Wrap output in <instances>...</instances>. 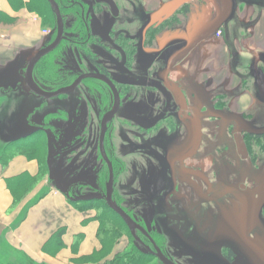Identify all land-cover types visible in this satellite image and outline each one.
I'll return each instance as SVG.
<instances>
[{
	"label": "rangeland",
	"instance_id": "374dc122",
	"mask_svg": "<svg viewBox=\"0 0 264 264\" xmlns=\"http://www.w3.org/2000/svg\"><path fill=\"white\" fill-rule=\"evenodd\" d=\"M25 1L43 42L30 53H21L9 74H0V84L9 83L2 85L6 91L0 90L7 95H0V158L24 154L39 164L38 176L18 197L31 185L42 183L37 193L54 191L61 198L66 184L77 178L92 182L93 186H71L66 191L68 198L100 194L105 189L107 170L98 153L99 121L105 111L114 107V101L106 87L90 80L72 93L53 99L29 94L24 82L25 68L33 55L54 39L56 23L46 0H39L37 7ZM113 1L116 11L100 0L89 1L91 41L83 49L63 43L48 55L62 71L66 64H74L65 70V75L73 78L81 72L95 71L86 59V51L117 87L121 104L105 136L106 153L115 174L116 202L137 223L152 228L157 244L175 264H205L196 254L217 231L214 216L208 224L203 222L209 212L215 213L214 205L209 204L208 210V206L200 205L205 200H200L198 192L196 197L192 195L195 206L191 208L180 195L169 200L170 206L163 202L164 195L171 190L168 168L164 165L166 158L176 162L181 193H185L187 185L184 170L192 163L206 172L212 184L222 180L220 206L224 215L237 214L243 221L247 205H255L257 211V218L251 223L249 250L241 247L235 231L230 235L231 242L216 245L217 255L211 263L250 264L254 245L256 254L263 256L252 264H264V55L257 67L247 56L238 59L241 85L258 98L254 112L242 118L228 112L222 85L211 93L208 83L196 85L192 76L181 77L182 63L189 62V53L197 42L208 33L215 36V32H222L218 19H226L236 8L250 7L256 15L264 9V0H220L213 10V19H217L209 24L204 6L215 0H152V5L147 4L151 0ZM169 1L171 7H167ZM67 6L63 18L68 30L78 34V18L71 4ZM158 6L160 14L152 15L149 10ZM183 46H187L185 51L172 62L168 75L171 89L167 90L162 83L166 60ZM191 66L194 67V60ZM192 73L189 70V75ZM246 132L262 137H246ZM239 185L244 186V191ZM89 203L92 209L84 211L90 215L97 214L94 208L103 212L108 209L103 201ZM118 219L122 229L120 249L124 246L119 254L128 249L136 255L143 254L145 264H160L144 252ZM225 245L233 253V262L220 258L219 248ZM0 263L15 261L0 250Z\"/></svg>",
	"mask_w": 264,
	"mask_h": 264
},
{
	"label": "crops",
	"instance_id": "0c3cea01",
	"mask_svg": "<svg viewBox=\"0 0 264 264\" xmlns=\"http://www.w3.org/2000/svg\"><path fill=\"white\" fill-rule=\"evenodd\" d=\"M219 2L215 0L205 4L207 24L217 19L216 16L213 19V10ZM32 18L25 0H0V74H9L21 53L28 54L42 44L43 39L39 37ZM222 18L217 20L222 30L221 37L217 39L214 33H208L198 41L189 53V62L182 63L184 75L181 77L192 76L196 85L208 83L211 93L217 92L222 85L228 100V112L242 118L254 112L258 98L248 87L241 85L237 63L241 56L250 58L255 67L262 63L264 9L255 15V10L250 7L236 8L226 19ZM193 60L194 67L191 66ZM189 70H193L192 75H189ZM257 81L260 84L258 78ZM1 83L0 90L2 85H9ZM3 90L6 91L5 88ZM0 95L6 94L0 92ZM38 173L37 161L24 154H17L5 165H0V250L21 264H107L114 255L123 251L120 241L111 253L104 255L100 251L99 223L95 213L90 215L71 206L64 195L60 198L54 191L37 193L42 183L29 185L27 192L15 202L6 185L7 179L24 174L29 179L22 186L24 189ZM59 231L62 246L45 251L44 246L51 243V238Z\"/></svg>",
	"mask_w": 264,
	"mask_h": 264
},
{
	"label": "flooded vegetation",
	"instance_id": "af4514ba",
	"mask_svg": "<svg viewBox=\"0 0 264 264\" xmlns=\"http://www.w3.org/2000/svg\"><path fill=\"white\" fill-rule=\"evenodd\" d=\"M89 1L90 0H73L72 4H71V8L74 9V14L78 18L77 20L79 22L81 21V23L83 24V29H84V31L86 33L85 39L82 40L80 38L79 33L75 34V33H72V32H70L68 30L70 28H69L68 23H66V20L63 18L65 15H63V17L61 16L62 17V21H63V35L65 36L66 39L63 40L60 44L68 43V44L75 45V46L80 48L81 46H83V45L85 46V44H87V43H89L91 41V31H90V27H89V24H88L89 18H87V13L92 11V7H90ZM111 1L113 2L115 8H113L106 0H100V2L109 5L112 9H114V11H116V4L114 3L113 0H111ZM169 2L170 3H169V5H167V7H171V1H169ZM147 4L148 5L149 4L152 5L153 4L152 0H151V2L150 1L147 2ZM158 5H159V3H158ZM149 11L153 12L152 15L153 14H160V6H158L156 8H153V9H151ZM76 30H74V31L76 32ZM55 37H56V34H55ZM55 37H54V39H55ZM78 38H80V39H78ZM54 39H52V41L49 44H51L54 41ZM86 59L91 64V66H93V68H95V71H93V72L92 71L91 72H81V73L75 74V76L71 79L69 85H71L82 74L94 73V74H101V75L105 76L109 81H111V83L115 86V88L117 90L116 85L112 82V80L106 74L104 69H102L101 67L97 66L95 61H91L87 56H86ZM96 66L99 67V68H97ZM72 67H74V64L72 65V63L71 64L68 63V64H66L64 71L67 68H72ZM165 67H166V65H165ZM89 80L90 81H94V82H99L98 84H102L104 87H106L108 89L109 93H110V96L112 97V99H113V101L115 103V99H114V96H113L110 88L103 81H100V80H97V79H87V80H84L83 82H81V84H83V83H85V82H87ZM162 83H163V78H162ZM167 83H168V80H167ZM163 86L167 90L171 89V86L169 85V83H168V86H169L168 88L164 85V83H163ZM117 93L119 95V102H120L119 105H120L121 104V97H120V94H119L118 90H117ZM166 100H167V102L169 100V97H168L167 93H166ZM113 108L114 107L110 108V110H107V111H105L102 114V116L100 118V121H99V135H100V124H101V121H102L103 117L108 112L112 111ZM119 108H120V106H119ZM117 112H116V114H117ZM116 114L107 123V130H108L109 123L114 119ZM248 128L246 127L247 130H248ZM107 130H106V133H107ZM106 133H105V136H106ZM250 136H253L252 133L246 132V137H250ZM253 137H255V136H253ZM243 140H245V139H243ZM239 145H240V143H239ZM104 150H105V154H106L108 160L110 161L112 169H113L112 161L110 160L109 156L106 153L105 138H104ZM170 151L172 152V150H170ZM98 153L100 155V151H99V137H98ZM100 158H101L102 162L104 163V165L106 167V170H107V177L105 179L106 180L105 185H106V183L108 181V177H109V172H108L107 165L104 162V160L102 159L101 155H100ZM164 165H166V167L168 168V179H169V181L171 183V190L169 192H167L164 195V197H163V202H164V204L166 206H170V203H169L170 199L172 201V199L176 195H180V198L182 200L186 201V203L189 204V208H191L192 206H195L194 197H196L197 192H198L200 194V196H202L200 198V200H205V203L204 202L203 203H199L200 205L208 206L207 207V210H208L209 208H211V206L209 205V204H211V205H214L213 208L216 209L214 211L215 212L214 214L212 213L213 211L209 212L210 213L209 216L206 217L207 221H203V222L205 223V225H206V223L208 224L209 221H210V218L214 216L213 220H215V223L217 225V227H216L217 231H215L216 232L215 235L212 238H210L207 241V243H205L204 245H202L201 247L198 248L200 250V253L198 255L196 254L197 259L201 260L205 264H213V263H211L213 261L212 259L214 258L213 256L217 255V252H215L216 245L218 243L231 242L230 241L231 240V236L230 235L233 232H235V231L238 233L237 239L242 242L241 247L242 248H246L247 250H249V247H247V245L248 244L250 245V241H249L250 235H249V233L251 232V228H252L251 223L253 224V219L257 218L256 217L257 211L255 209V205H254L253 208H252L251 204H250V206L247 205L245 207L244 212L245 211L246 212L244 214V217H243L244 220L243 221H241L240 217L238 219L237 214L236 215L235 214H231V215H229L230 217L228 215H224V213L222 212V208L220 206L221 200H222L220 198H222V196H223L222 195V191H223L222 187L223 186L221 185V181L222 180L220 178L216 182L217 184L214 185L207 179V177L205 175V173H206L205 171H203L201 168L196 167L194 164L189 163V166L184 170L185 171L184 172L185 184H187V185H185L186 190H185V193H181V192H179V190H180V186H179L180 182L177 179L178 178V172H177V169H176V162H174L172 159H171V161H169V159L166 158V162H165ZM165 175H167V172L165 173ZM113 178H114V183H115L114 169H113ZM83 180L85 181V183H81V184L89 185L88 183H90L91 185H89V187L93 186L92 182H89V181H87L85 179H83ZM77 184H80V183H77ZM77 184H74V185H77ZM74 185H72V186H74ZM239 189L244 191V186L243 185H239ZM104 193H105V189H104V192L100 191V194H98V195H104ZM194 194H195V196L193 197L192 195H194ZM113 200L116 202V198L114 196V192H113ZM247 201L249 203H251L250 197L247 198ZM116 203L121 208L120 204L118 202H116ZM171 204H172V202H171ZM217 205L219 206L218 208H217ZM121 209H123V208H121ZM171 210H172V208H171ZM123 211H125V210H123ZM125 213H127V212L125 211ZM129 217L136 224H138L142 228L141 231H139V230L135 231V236L138 239V241H136V242L138 243L139 246L142 247V249H144V252L148 256H150L148 254L149 253L148 249H150L151 251H154V248L157 247L167 258H169L164 253V249H162V246L157 244L156 233L152 231V228L147 227L145 225H140L130 215H129ZM147 228H149V231H147ZM224 239H226V240L224 241ZM219 249H220V254L219 255H220L221 259H225V260L227 259V260H229L231 262L234 261V257L231 256V255H233V253H231L232 251H231V249L228 246L225 245V248L224 247H220ZM251 249L253 250V252L251 253V258H250L251 262H250V264L254 263V261H256V260H257V262L259 260H262V256L263 255H259V254L257 255L256 254V250L255 249H257V246L255 247L253 245L251 247ZM224 250H225V252H223ZM260 250H261V248H260ZM248 256H249V254H248ZM171 261L173 262V260H171Z\"/></svg>",
	"mask_w": 264,
	"mask_h": 264
},
{
	"label": "water",
	"instance_id": "95a60500",
	"mask_svg": "<svg viewBox=\"0 0 264 264\" xmlns=\"http://www.w3.org/2000/svg\"><path fill=\"white\" fill-rule=\"evenodd\" d=\"M48 5L51 7L54 18H55V23H56V37L54 41L49 44L46 47L41 48L38 50L33 57L29 60L25 72H24V82L29 90V94H32L36 96L37 98H42V99H53L57 98L63 95H68L72 93L84 80L87 79H97L100 81H103L111 90L115 103H114V108L112 111L108 112L102 119L101 124H100V135H99V151L102 159L107 165L108 172H109V177L108 181L105 185V193L104 195H91V196H85V197H78V198H68L66 195V191L69 187H71L74 184L77 183H85V181L82 178H77L69 183L66 184L65 189L62 194L65 195V197L71 202V203H77V202H90V201H103L108 209L115 214L117 217L121 219V221L125 224L126 228L129 230L131 235L134 237L136 241L138 239L135 236V231L139 230L141 231L142 228L136 224L123 209H121L117 203L113 200V192H114V178H113V169L111 166L110 161L108 160L105 150H104V138H105V133L107 130V123L112 119V117L116 114V112L119 109V95L117 93V90L115 86L109 81L105 76L101 74H82L80 75L71 85L59 88L55 91L51 92H46L40 90L33 81L32 78V71L34 69V66L45 56L50 54L52 51H54L59 44L65 40V36L63 35V21L61 17V13L59 10V7L57 3L54 0H46ZM113 8H115L113 2L111 0H106ZM187 46H183L179 49H177L175 52H173L171 55L168 56L166 60V67L163 73V83L164 85L168 88V75L170 73L171 67H172V62L174 59H176L182 52L185 51ZM91 185L90 183H88ZM147 231H149V228H147ZM149 250V255L152 256L153 258L157 259L160 264H174L169 258H167L157 247L154 248V251Z\"/></svg>",
	"mask_w": 264,
	"mask_h": 264
},
{
	"label": "trees",
	"instance_id": "16d2710c",
	"mask_svg": "<svg viewBox=\"0 0 264 264\" xmlns=\"http://www.w3.org/2000/svg\"><path fill=\"white\" fill-rule=\"evenodd\" d=\"M57 5L59 6V10L61 13V16L63 17L65 13V7H68L67 5L72 4L73 0H54ZM39 0H27V4L30 6H36L38 4ZM64 5V7H63ZM79 22V21H77ZM78 33L80 35V38L82 40L85 39L86 33L83 29V24L81 21L79 24L76 26ZM63 44V43H62ZM81 48H84V45L81 46ZM86 56L93 61L92 56L87 53ZM50 56L47 55L43 57L35 66L32 71V78L34 83L40 90H48V89H58L60 87H64L69 85L72 77L66 76V72L62 71L58 67V62L55 61V64L53 63V59L49 58ZM64 59L61 60V62ZM60 62V63H61ZM262 135L255 136L256 139L261 138ZM16 154H13L15 156ZM12 156V157H13ZM30 158V157H29ZM11 157L9 158H0V161L2 162L3 165H5ZM28 177L25 176L24 174L19 176L18 178H13V179H7L6 185L9 188V190L13 193L15 197V202H17L20 197H18L20 191L23 189L22 186H24L27 181ZM19 198V199H18ZM18 199V200H17ZM92 202V201H90ZM73 206L79 210H85V209H92V205L89 202H77V203H72ZM95 207V206H94ZM95 212V219L99 223L98 227V233L97 237L99 239V243L101 246V252H103L104 255H108L111 253L115 247V245L118 243L120 236L122 235V229L121 226L118 225L119 217H117L115 214H113L110 210L106 209L105 212L100 211L98 208H94ZM54 240V241H53ZM53 242V243H52ZM62 246L61 242V236H60V231L55 233L53 237L51 238V243H47L44 246L45 251H52L55 250L59 247ZM3 264V263H0ZM9 264H17V263H9ZM107 264H145L144 261V255L139 254L136 255L132 252H129L127 249L124 251L122 254H116L114 257L107 263Z\"/></svg>",
	"mask_w": 264,
	"mask_h": 264
},
{
	"label": "built area",
	"instance_id": "2783aa9c",
	"mask_svg": "<svg viewBox=\"0 0 264 264\" xmlns=\"http://www.w3.org/2000/svg\"><path fill=\"white\" fill-rule=\"evenodd\" d=\"M215 37L216 38H220L221 37V32L220 31H217L216 34H215Z\"/></svg>",
	"mask_w": 264,
	"mask_h": 264
}]
</instances>
